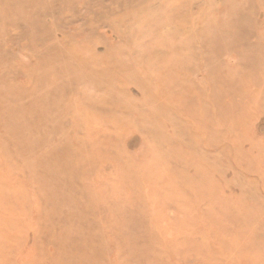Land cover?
Wrapping results in <instances>:
<instances>
[{"label":"rangeland","instance_id":"374dc122","mask_svg":"<svg viewBox=\"0 0 264 264\" xmlns=\"http://www.w3.org/2000/svg\"><path fill=\"white\" fill-rule=\"evenodd\" d=\"M0 264H264V0H0Z\"/></svg>","mask_w":264,"mask_h":264}]
</instances>
